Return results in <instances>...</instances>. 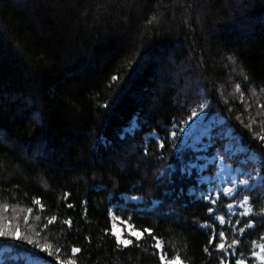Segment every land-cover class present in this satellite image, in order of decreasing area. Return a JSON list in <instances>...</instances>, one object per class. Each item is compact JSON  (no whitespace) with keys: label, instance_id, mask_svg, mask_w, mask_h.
Masks as SVG:
<instances>
[{"label":"trees","instance_id":"obj_1","mask_svg":"<svg viewBox=\"0 0 264 264\" xmlns=\"http://www.w3.org/2000/svg\"><path fill=\"white\" fill-rule=\"evenodd\" d=\"M201 108L244 149L225 161L262 177L237 197L247 215H228L237 198L197 197L207 186L182 141ZM225 142L214 137L208 152ZM121 195L149 208L116 210L144 235L127 247L110 215ZM0 209V264H162L164 254L223 264L222 236L237 244L228 264L239 254L254 264L264 241V0H0Z\"/></svg>","mask_w":264,"mask_h":264},{"label":"rangeland","instance_id":"obj_2","mask_svg":"<svg viewBox=\"0 0 264 264\" xmlns=\"http://www.w3.org/2000/svg\"><path fill=\"white\" fill-rule=\"evenodd\" d=\"M223 122V117L218 114L209 115L208 109L201 108L192 115L183 128V145L190 146L197 152L196 160L189 164V168L195 169L197 171V179L199 183H203L207 186L206 190L198 192L197 197L199 198L208 199L212 195L216 199L219 194H222L229 199H236L238 195L244 192V190L250 189L255 184H258L262 178L255 172H244L240 167L233 166L231 163L225 161L223 157L224 153L227 154L230 159L243 153L244 149L237 144V141H235V136L232 133L231 128H220ZM134 128L135 124L133 123L132 126L126 129V131L132 132ZM216 136L220 139L226 140L222 154L220 151L209 153L207 150L208 146L213 143V138ZM247 159L252 163H256L258 161V157L254 153H250ZM209 166H213L215 172L212 174L202 173ZM191 192H193V190ZM120 197L122 199V203L114 204L110 208L112 231L116 237L120 236L122 239H129L131 237L135 240H140L144 235L140 230L134 227L130 221L131 216H128V219H122L121 216L117 214L116 210L131 211L129 204H135L136 211H144L149 208H145L143 205L144 200L140 197L130 195H121ZM226 209L229 216H233L235 213L247 215L250 210L249 201L247 198H237L236 201L229 204ZM1 212L2 211L0 209V213ZM216 220L220 225L224 224V218L218 217ZM2 229V224L0 223V230ZM12 231H14L13 233L16 237L18 231L16 229ZM12 231L9 230L7 233ZM131 231H138L142 233V238L137 239L136 237L131 236ZM10 236H12V234ZM220 245H223V247L221 248ZM236 247L237 244L234 240L230 241L225 236L221 237L219 248L224 252L226 258L223 264H228L227 259L231 256L237 255ZM156 248L159 252H161L162 244L161 247ZM162 256L163 255H161V258ZM3 257L4 256L0 254V262ZM13 257L14 256H12V258ZM251 257L254 260V264H264V241L259 242L254 246ZM24 259L25 264H48L40 259H31L27 256L24 257ZM169 262V260L164 259L163 264H169ZM236 264H246V261L242 258V254L237 256Z\"/></svg>","mask_w":264,"mask_h":264},{"label":"snow or ice","instance_id":"obj_3","mask_svg":"<svg viewBox=\"0 0 264 264\" xmlns=\"http://www.w3.org/2000/svg\"><path fill=\"white\" fill-rule=\"evenodd\" d=\"M133 199H135V198H133ZM34 202L37 203V204L39 203L38 200H37V201H34ZM249 226H250V225H249ZM144 231L149 232V235H151L150 230L145 229ZM241 231H243V229H241ZM130 235L133 236V237H136L137 239L142 238V233H140V232H138V231H131V232H130ZM16 238H17V239H20L19 232H17V236H16ZM153 239H155V237H153ZM116 240H117L118 245H123L124 247H127V246H129L130 244H132V241H131V240H129V239H122L120 236H117V237H116ZM29 243H31V241H29ZM156 247H161V244H160V241H159V240H157ZM220 247L222 248L223 245H220ZM79 251H80L79 248H73V249H72L73 256H75V254L78 253ZM165 257H166V254H164V255L162 256V258H161V260H162V264H163V261H164ZM73 264H75L74 261H73ZM169 264H182V262H181V260H180L179 257H176V259L173 260V261H170Z\"/></svg>","mask_w":264,"mask_h":264}]
</instances>
